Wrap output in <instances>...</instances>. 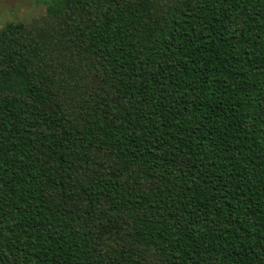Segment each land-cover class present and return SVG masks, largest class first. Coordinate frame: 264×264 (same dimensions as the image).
Here are the masks:
<instances>
[{"label": "trees", "instance_id": "1", "mask_svg": "<svg viewBox=\"0 0 264 264\" xmlns=\"http://www.w3.org/2000/svg\"><path fill=\"white\" fill-rule=\"evenodd\" d=\"M0 24V264H264V0H44Z\"/></svg>", "mask_w": 264, "mask_h": 264}, {"label": "rangeland", "instance_id": "2", "mask_svg": "<svg viewBox=\"0 0 264 264\" xmlns=\"http://www.w3.org/2000/svg\"><path fill=\"white\" fill-rule=\"evenodd\" d=\"M47 13L44 0H0V24L31 22Z\"/></svg>", "mask_w": 264, "mask_h": 264}]
</instances>
